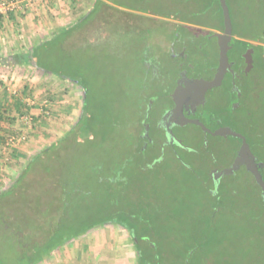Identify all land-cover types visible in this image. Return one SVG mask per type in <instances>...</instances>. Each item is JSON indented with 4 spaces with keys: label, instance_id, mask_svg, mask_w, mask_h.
I'll return each instance as SVG.
<instances>
[{
    "label": "trees",
    "instance_id": "16d2710c",
    "mask_svg": "<svg viewBox=\"0 0 264 264\" xmlns=\"http://www.w3.org/2000/svg\"><path fill=\"white\" fill-rule=\"evenodd\" d=\"M178 1L180 12H171V14L173 13V19L183 22L179 25L184 27L187 34L180 35L179 41L174 40L175 44L180 41L182 44L185 42L188 50L190 49L189 44H194L190 49V51H194L198 45L202 44L203 37L206 39L208 35L215 32L212 30H224V15L220 0H207L200 8L195 6L196 2L194 1L196 0ZM193 2L195 7L191 6ZM104 3V0H97L96 6L85 17L59 30L51 37L33 44L27 53L23 52L17 55L21 62L27 60L35 67L42 69L44 73H53L57 77L76 82L84 89V96L81 114L72 127L55 142L29 157L21 175L9 188L0 192V264H36L67 240L75 238L96 225L107 222L119 224L130 233L136 248L137 264H166V261L172 262L176 258H181L182 264H227L230 262L229 257L215 254L210 247L215 240L220 241L218 236L222 226L219 227L218 224H223L221 206L233 207L238 210L237 213L243 212L235 207L239 195L232 194L229 191L230 188L226 187L225 176L217 183L212 172L208 171L207 178L203 179L204 185H194L187 192L193 198V203L199 207L194 210L199 211L203 206V214L201 213L195 219L187 217L183 212L186 208L190 211L191 206L184 204L178 197H173L172 200L165 202L164 198L169 194L160 193L162 186H156L157 181L147 174L158 171L151 165L155 162L154 159H160L161 154H158L160 149L169 146L171 149L167 154L169 158L174 159V157L177 158L176 146L182 144L179 142L172 144L166 136H163V126L160 127L163 111L154 118V124H152L149 112L154 107L155 101L147 100L141 112L134 115L130 114L127 102L122 106L123 112L126 111L127 115L122 113L118 115L116 111L113 112V107L105 108L106 95H99L100 90L97 87L100 88V86L96 82V76L100 70L96 74H94L95 71L88 73V65L95 67L94 63L88 65L83 63L87 54L86 49L82 46H88V42L92 40L106 37L103 40L109 39V44L114 42V48L108 49L109 57L114 56V53L119 54L120 48L123 47L116 44L118 35H115L114 31L106 33L102 30V23L96 19L97 14L101 11L100 4ZM227 3L230 7L233 24L232 43L236 56L242 61L241 63L239 60L240 67L237 68V71L244 75L242 53L248 47H254L257 52L263 51V45L248 40L264 42V0H227ZM198 18H200V22L197 20ZM93 21H97L99 31L97 29L90 31L89 26ZM72 39L75 40L76 47L71 46L68 42ZM196 41L198 45H195ZM95 48L103 49L96 45ZM185 53H188L187 50ZM260 61L264 71V60ZM113 64L115 65V63ZM90 74L94 75L89 77ZM233 79L235 80V83H232L234 100H240L237 93L238 91H242V95L244 93L242 81L235 77ZM147 83L149 87V82ZM123 85L119 87V90L122 94L125 93V99H127L128 93L131 91L130 84L126 82ZM111 86V91L114 92V85ZM163 92L166 93L165 90ZM169 99L172 102L170 96ZM92 106L95 108L91 109ZM166 107L167 105L164 109ZM233 112L235 113L234 110ZM229 113L231 112L229 111ZM223 121L224 119L218 120L213 130L221 127L224 124ZM231 124L233 125L232 129H234L233 127L237 128L235 123L231 122ZM105 125L110 127L104 128ZM153 125L161 131L160 133H163L162 138L160 135L153 136ZM244 125L245 132L238 129L236 131L246 136L256 160L260 163V172L264 179V151L262 148L264 147L262 146L264 134L260 132L255 123H246L245 121ZM99 129H101L100 136L96 133ZM96 136L99 137L96 138ZM229 136L237 140L238 145L232 151L230 163H222L220 168L230 166L241 144L239 137ZM152 143L160 144L158 151L154 152L150 149ZM105 146L109 148L107 153L103 152ZM213 165L216 166V164ZM188 169L191 170L189 167ZM85 170L94 173L98 177L95 181L100 182L101 187H104V194L94 195L95 207L84 204L87 203L85 200L86 188L82 189L84 186L81 187L78 177L82 172L86 174ZM198 170H200L199 167ZM198 170L196 173H199ZM237 170L239 169L234 170L231 176H234ZM248 173L251 176L252 184L254 183L258 189V195L255 201L248 194L243 198V203L249 207L246 209L242 206V209L249 210L250 214L249 227L244 230V233L251 234L250 237L256 245L257 253L250 256L248 252L252 254V251H245L242 258L249 259L250 264H264V195L254 175L250 171ZM188 178H190L189 180L193 179L189 174ZM199 178L200 176H198ZM148 188H152L153 195L149 193ZM225 188L227 191L224 190ZM199 190L206 193L205 198L209 204H200L201 199L196 195V191ZM246 198L248 200H245ZM36 199H39L40 202L35 204V208L34 200ZM73 202L78 203L74 211L70 207ZM55 204L57 205L56 211L60 210V216H64L56 229L52 226L47 228L48 232L46 231V233L50 232L46 235L47 240L40 242L41 240H37L36 233L33 231L35 226L25 224L22 214L28 211L31 215L35 213L40 215L39 212L49 215L52 211L48 213L46 209ZM71 213L74 214V219L77 218L81 224H86L77 228L69 236L63 237L61 230L68 221L66 219H71ZM177 228L180 232H173L178 230ZM182 230L187 232L184 241L179 236ZM7 235H10V246L13 247L14 253L19 252L13 262L7 258L9 247L5 250L1 245V241ZM58 237L60 239L54 243ZM206 248H210V250L205 251ZM193 249L202 251V256L196 254ZM36 251L41 253L34 257L32 252ZM178 261L179 263H174L180 264V259ZM167 264L171 263L167 262Z\"/></svg>",
    "mask_w": 264,
    "mask_h": 264
},
{
    "label": "rangeland",
    "instance_id": "374dc122",
    "mask_svg": "<svg viewBox=\"0 0 264 264\" xmlns=\"http://www.w3.org/2000/svg\"><path fill=\"white\" fill-rule=\"evenodd\" d=\"M92 1L94 0H89V2H87L83 6V8L85 9L81 14L80 19L85 17L87 13H89V11L96 6V2L94 3ZM116 2L124 8H119L110 0H106L103 5L100 4L101 11L97 14L96 19L97 21L102 23V30H104L106 33H111L114 31L115 35H118L119 38L116 44L123 46L120 48V53H114V56L112 57L108 56V49H110L111 47L114 48L113 45H115V43L112 42L109 44V39L103 40L106 39V37L99 40H92L88 42V46H82L86 49L87 54V56L83 60V63H87V65L89 63H94L95 67H92L90 64L88 65V73H92L91 71H95L94 74H96L100 70L96 76V82L100 86V88L97 87V89L100 90L99 95H106V98L104 96H101L105 98V108L113 107V112L116 111L118 115H120L121 113L123 115H127L128 113H126V111L123 112L122 110L123 104L127 102L130 114L134 115L135 113L138 114L141 112L142 107L147 100H149L150 102L155 101L154 107L149 112V115L151 116L150 121L152 122V124H154V118L161 114L165 105L168 106L169 103H171L167 92L172 91L175 87L176 82H174V77L178 74L177 68L179 67L178 62H180V57L177 58L176 53H178V51L181 49L182 42L180 41V43L177 44L172 43L174 40L177 41V39L180 38V35L182 36L183 34H187V31L184 29V27H181V25H179L183 22L179 19H173V13L180 12V6H178L179 1L116 0ZM194 2H196L195 6H197V8H200V6L207 2V0H196ZM194 2L191 3L192 7H195ZM78 8L79 11L82 9L81 6H79ZM128 9L132 10L129 11ZM171 12L173 13L171 14ZM200 18L197 19L199 20V22ZM97 21H93V23H91V25L89 26L91 32L93 31V29H97L98 31L100 30L97 26ZM212 31L219 33L222 32V30ZM199 36L201 38V35ZM96 37H98L97 34ZM21 41V44H23L24 46L26 43V46L35 44L32 40H30L32 41L30 43L25 34H21ZM68 42H70L71 46L76 47L75 40H68ZM262 43L264 44V42ZM95 45L103 49L95 48ZM193 45L194 44H189L190 49L193 48ZM195 45H198L197 41L195 42ZM29 50L30 48L28 50H25L24 52L27 53ZM198 54L199 55L193 58L194 60H192L196 64L205 62L203 61L205 58L208 59L210 64H216L219 56L217 36H209L206 39L203 37ZM113 63H115V65ZM31 66V68H26L27 70H25L28 71L27 73L30 78L39 75L38 72H43L42 69L35 67L33 63H31ZM94 74H90L89 77ZM263 74V67L261 66V64L256 63L255 67L252 68L250 75H248L247 80L244 81L247 85L245 86V89H243L244 93L241 97V102L239 100L234 101V95H232L231 93L228 94V90L226 88H223V86L214 88L211 91V101L205 107L202 116L204 123L209 128L213 129L216 127L218 120L224 119L223 125H228L232 128V122L237 125V128L233 127L235 130L238 129L239 131L245 132L244 122L246 121V123H255L260 132L264 134ZM44 77H47V79L43 81V84L51 82V87L50 89L47 88L45 97L41 99L40 108H43V110L46 111L45 113L48 116H51L50 118H52L53 120L62 122L64 123V125H67L66 131H68L81 114L84 89L76 82L57 77L53 73H45ZM244 78L245 77H243L242 80ZM26 81L27 82L25 84L28 85L29 80L27 79ZM126 82L130 84L129 86L131 88V91L128 93L129 100L128 97L127 99H125V93L122 94L119 90V87H121ZM147 82H149V87ZM111 85H114V92L111 91ZM123 86L125 87V85ZM163 90H165L166 93H164ZM32 92L33 89L29 91L26 103H34L35 99L32 97ZM150 96L151 98L149 99ZM43 102H45V105L47 104V106H43ZM238 103H240V105H237V107H235V105ZM94 108V106L91 107V109ZM231 108L235 111V113L233 112V110H230ZM72 110H74V116L73 114L72 116L70 115ZM229 111L231 113H229ZM107 127L110 126L105 125L104 128ZM152 131L153 136L160 135V137L162 138V133H160L161 131L158 128H155L154 125ZM178 131L183 137L184 146H176L175 152L177 158H169L167 154L171 149L169 146L168 148L165 147L162 150L160 149L158 152L159 155L161 154L160 159H154L155 162L151 165L152 168L156 167L158 171H153L154 173L147 174V176L154 178L157 181L156 186H162V190L160 193H166L167 195L169 194L164 198L165 202L172 200L173 197H178V199L181 198V201H183L184 204H190L191 209L188 208L190 209V211L186 208L183 214L185 213L187 217H193V219H195L197 216H200L201 213H204V207L201 206V209L199 211L194 210L195 208L199 207L196 203H193V198H191L190 193H187L188 190L194 185H204L205 181L203 179L207 178L206 173L208 171H213L215 168L221 166L222 163H230V160L232 158V151L237 147L238 141L233 139L231 136L225 137L221 135L205 134V132L201 128L194 124H189L185 129L179 127ZM59 132L63 133L61 136H59V138L66 133L65 131L62 132L61 130ZM100 132L101 129H99L96 133H98V135L100 136ZM99 136H96V138H98ZM262 146H264V144H262ZM158 147H160L159 143H152V145H150V149L154 152L158 151ZM262 148L264 151V147ZM108 150L109 148L105 146L103 152L107 153ZM208 158H210V160H208ZM24 161L26 162L25 164H27L28 158ZM213 164H216V166ZM188 167L191 170H189ZM198 167L200 170H198ZM197 170L200 174L196 173ZM85 173L86 174L82 172V174L80 173L79 177L77 176L81 187L84 186L82 189L86 188L85 200H87V203L84 204L95 207L96 201H94V195L101 196L102 194H104V187H101L102 185L100 184V182L95 181V179H97L98 177L95 176L94 173L89 172V170H85ZM188 174L193 178L192 180H189L190 178H188ZM198 176H200L199 179ZM85 177H87L86 181L84 180ZM216 182L218 183L219 181ZM224 184L226 185V187H228V189L230 188L229 191H231L232 194L239 195V197L237 196L235 207L242 210L243 212L237 213L238 210H235V208L233 207L227 208V206H221L220 210L222 212L221 216L223 224H218L219 227L222 226V229L219 232L220 235L218 236V239H220V241L215 240L210 248L211 251H213L215 254L217 253L222 254L223 256H228L230 262H228L227 264H250L249 259L245 257L242 258V256H244L243 253L250 250L252 251V254L248 252L249 255L254 256L256 255L257 251L254 241L251 240V234H246L247 232L244 233V230L249 227L250 214L249 210H243L242 206L248 209L249 206L243 203V198L246 196V194H248L250 198L255 201V198H257L258 195V189L254 183L252 184L251 176L245 167L237 170L234 176H225ZM224 190L227 191L226 188ZM148 191L153 195L154 191L152 190V188H148ZM196 195L201 199V205L209 204V201H206L207 198H205L206 193L204 191H196ZM76 198L79 197L76 196ZM245 200L248 199L246 198ZM37 202H40V200H34V205ZM76 206H78V203L73 202L72 206H70L71 210H76ZM34 207L36 208V205ZM56 208L57 205L55 204L54 206L49 207L50 210L46 209L48 213L52 211V215L51 213L49 215H43L38 210L37 211L40 213V215H37L36 213L34 215H31L28 213V211L23 212L22 218L25 224L35 226V229L33 231L34 233H36L38 241H46V235L50 233H46L47 228L49 226H52L56 229L62 221L64 215L60 216V210L56 211ZM72 213L70 216L71 219H66L68 221L63 225V230H61L63 237H65L66 235L69 236L70 234L75 232L77 228L86 224H81V222L78 221L77 218L74 219L75 216ZM42 217H44V219H42ZM177 224L180 225L178 222ZM100 226L102 229L106 228L108 230L111 229L112 231H114V234L117 235L118 240H125V242L119 244V246H125L128 251L130 249V251L132 252V254L130 253L132 255L131 264H137L135 244L132 238H130V233L119 224L102 223L101 225H96L73 238V241L70 245L69 242L68 244H62L58 246L56 249H54L55 253H57L58 251H63L68 245L70 247H73V245H77L81 246V248H83L86 253L88 251L90 253H94L96 263H102L101 261H98L99 254L97 255V250H95L97 248L93 246L95 245V242L98 243L97 235H99V231H102L101 228H99ZM173 232H180V230L178 229ZM181 232L182 233L179 234V236H181V239H183L184 241L187 232L183 230ZM102 235L103 233L100 234V236ZM9 236L10 235H7L3 238L4 240L1 241V245L5 250H7L9 247L7 258H10L13 262L15 261L17 253L19 252L14 253V251L12 250L13 247L10 246L11 239ZM58 239L60 238H56L54 240V243H56ZM117 243L115 245L118 246ZM210 248H206L205 251L210 250ZM193 250L196 254L202 256V251L197 249ZM89 252L88 254L90 256ZM123 252L124 251L119 253L117 252L115 254L116 257L114 260L110 258L112 260L106 262L108 264H119L122 262L123 264V261H125L122 260V256H124ZM40 253V251L32 252L34 257H36L37 254ZM119 257H122V259L120 260ZM178 259H180V264H182L181 258H176L172 262L168 260L165 263H179Z\"/></svg>",
    "mask_w": 264,
    "mask_h": 264
},
{
    "label": "crops",
    "instance_id": "0c3cea01",
    "mask_svg": "<svg viewBox=\"0 0 264 264\" xmlns=\"http://www.w3.org/2000/svg\"><path fill=\"white\" fill-rule=\"evenodd\" d=\"M110 1L119 8H124L116 0ZM87 2L89 0H44V5L34 9L24 18L16 12L0 18V192L9 188L21 175L23 167L26 165L24 160L55 142L63 134L59 131L66 132L67 126L53 120L45 113V110L40 108V101L45 97L47 88L50 89L51 82L43 84V81L47 79L44 77V71L38 72L39 75L33 78L28 76V71L25 70L32 67L31 63L27 60L21 62L17 55L31 49L32 44L30 46H26L27 43L25 46L21 44V34H25L26 38L29 41L32 40L33 43L47 39L80 19L85 9L83 6ZM79 6L82 8L80 11ZM27 79L29 80L28 85L25 84ZM32 89V97L35 101L26 103L29 91ZM72 114L74 116V110L70 115L72 116ZM18 133L26 134L27 140H19L9 145V138ZM101 230L97 235L98 243L95 242L93 245L97 248L95 249L97 255L99 254L98 261L102 262L98 263L108 264L106 261L114 260L117 252L124 251L123 259L122 257L119 259L125 260L123 264H131L132 252L130 249L128 251L125 246H119L125 240H118L117 235L111 229L101 228ZM102 233L103 235L100 236ZM72 241L73 238L64 244L70 242V245ZM116 243L118 246L115 245ZM69 245L57 253L53 250L36 264H98L94 253L88 251L89 256L81 246L70 247Z\"/></svg>",
    "mask_w": 264,
    "mask_h": 264
},
{
    "label": "flooded vegetation",
    "instance_id": "af4514ba",
    "mask_svg": "<svg viewBox=\"0 0 264 264\" xmlns=\"http://www.w3.org/2000/svg\"><path fill=\"white\" fill-rule=\"evenodd\" d=\"M209 36L212 37L213 34L208 35V37ZM179 40H180V38L177 39V41H179ZM232 41H233V37H232V40L230 42L231 48L228 51L230 66L228 67V70H227V72H226V74H225V76H224V78L222 80V83L219 86H223V88H226L228 90V94L231 93L233 95L234 87H233L232 83H235V80L233 79V77L238 78L239 80L241 79L242 85H243V89H245V86L247 84L244 81L247 80L248 75H250V72H251L252 68L255 67L256 63L260 64L259 63V62H261L260 60H264V47H263V51H261V52H257L254 47H248L242 53V56L244 58V67L242 68V70L244 71L245 74L241 75L237 71V68L240 67L238 65V62H239L240 58L238 56H236V51L234 49V45H233ZM248 41L249 42H253V43H257L259 45H263V43L260 42V41H251V40H248ZM172 44H175L174 41H173ZM200 47H201V44L198 45L197 48L194 51L191 52L190 50L187 49V46L185 45V42H184V44H182V46H181V49L179 48L180 50L178 51V53H176L177 54V58L180 57V62H178L179 63V67L177 68L178 74H177V76L174 77V82H176V83H175V87L173 88V90L172 91H168L169 93H167L168 96H170L172 98V102L169 103V106H167L165 109H163L162 120H161V123H160V127L163 126V131H162L164 133L163 136L164 137L166 136L168 138V141H170L172 144H176L178 142L177 140H180L181 144L184 146L183 137L180 134V132L178 131V129H179V127H182V129H185L189 124H194V123H187L185 125H178V124L173 123V120H172V109L175 106V102H174V99H173V94H174L175 89L178 86V83L179 82L184 83L186 81L190 82V81H193V80H196V79H199V78L212 79L214 77V75H215V73L217 71L218 65H219V56H218L216 64H214V65L210 64L207 58H205L203 60V61H205L203 63H197L196 64L195 62H193L192 61V60H194L193 58H195L196 56L199 55L198 52H199ZM250 49H251V54H252V58H253V65L250 68V70L248 72H246L245 71L246 61H245L244 54ZM185 50H187L188 53H185ZM173 56H174V54H173ZM206 60H207V62H206ZM240 62L242 63L241 60H240ZM243 77H245V78L242 80ZM219 86H216V87H219ZM216 87H213V88L209 89L206 92V94H205V102L203 104H200L198 102V100L195 99L193 103L190 102V105H188V100L189 99L187 98V100L185 101V104H184V110H183L184 114L187 117H190V118H197V119L201 120L204 123L202 116H203L205 107L211 101V97H210L211 94H212L211 91L214 88H216ZM237 94H238V97H240V98L242 97V91H238ZM234 101H237V100H234ZM239 101L241 102V99ZM237 105L239 106L240 103L236 104L235 107H237ZM194 125H197V124H194ZM197 126H199V125H197ZM222 126H228V125H222ZM169 131L172 132L171 137H170ZM205 134H207V133L205 132ZM239 149H240V147H239ZM238 152H239V150H238ZM238 152L236 153V156L234 157V159H233L232 163L230 164V166H225V167H222V168L217 167L213 171H211L212 174H213V177L217 181H220V179L222 177L226 176V175L233 174L232 172L231 173H229V172L226 173V172H224V170L232 166L235 158L238 155ZM243 166L246 168V165L243 164L238 169L242 168Z\"/></svg>",
    "mask_w": 264,
    "mask_h": 264
},
{
    "label": "water",
    "instance_id": "95a60500",
    "mask_svg": "<svg viewBox=\"0 0 264 264\" xmlns=\"http://www.w3.org/2000/svg\"><path fill=\"white\" fill-rule=\"evenodd\" d=\"M223 15H224V30L222 32H214L213 35L218 38L219 45V65L217 71L212 79H204L199 78L193 81H186L184 83L179 82L177 88L174 91L173 99L175 102V106L172 109V120L173 123L178 125H185L187 123H194L199 125L203 131L207 134L212 135H221V136H236L241 139V145L238 152L237 157L235 158L231 167L224 170L226 173H231L234 170L238 169L241 165H246L248 171H250L257 183L261 186L264 195V179L260 172V163L256 161L255 155L250 147L249 142L247 141L246 136L229 126H221L216 130L210 129L207 125H205L201 120L197 118L187 117L183 110L185 101L188 100V105L190 102H194L195 99L198 100L200 104L205 102V94L206 92L216 86H219L222 83V80L230 66L228 51L231 48V40L233 37V24L232 17L230 12V7L227 3V0H220ZM246 68L245 71L248 72L253 65V58L251 54V49L248 50L245 54ZM170 136L172 132L169 131ZM181 143L180 140H177Z\"/></svg>",
    "mask_w": 264,
    "mask_h": 264
},
{
    "label": "built area",
    "instance_id": "2783aa9c",
    "mask_svg": "<svg viewBox=\"0 0 264 264\" xmlns=\"http://www.w3.org/2000/svg\"><path fill=\"white\" fill-rule=\"evenodd\" d=\"M43 2L44 0H0V18L7 17L14 12L21 14V17L24 18L34 9L44 5ZM43 106H47V104L45 105V102H43ZM29 119H31V117H29ZM19 140L25 141L26 135L24 133H18L11 136L9 138V145Z\"/></svg>",
    "mask_w": 264,
    "mask_h": 264
}]
</instances>
